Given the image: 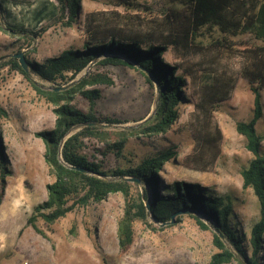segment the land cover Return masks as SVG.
Here are the masks:
<instances>
[{
  "label": "trees",
  "instance_id": "trees-1",
  "mask_svg": "<svg viewBox=\"0 0 264 264\" xmlns=\"http://www.w3.org/2000/svg\"><path fill=\"white\" fill-rule=\"evenodd\" d=\"M81 1L55 0L52 9L44 4L34 11L33 20L40 24L54 15L66 27L76 25L81 16ZM111 1L116 7L136 9L137 0ZM162 4L164 11L160 16H152V20L136 25L118 26L105 12L85 14L81 45L40 62L23 53L27 72L14 56L22 53V48L0 57V61L6 59L0 68L16 71L29 81L36 94L53 105L52 112L56 117L54 129L35 134L46 147L44 161L54 181L46 185L47 198L33 207L26 224L46 238L45 232L36 226L38 221H43L47 227L52 226L78 208L100 203L119 193L124 199L122 215L116 224L120 251L126 252L134 242L136 223L153 231L160 230L163 227L160 225L170 222L174 213L193 211L197 215L189 216L196 220L199 228H208L199 216L205 217L213 226L217 252L211 255L208 264H230L233 261L261 264L264 134H258L255 125L264 117V0H165ZM8 5L7 0H0L1 24L17 34L22 44L32 42L45 31L44 28L41 32H32L10 20L13 17ZM114 15L118 17L117 13ZM244 36L248 39H238ZM120 57L140 66L142 69L138 71L145 76L149 86H152L150 78L158 86L155 114L136 127L116 128L114 125L127 121L97 114L96 106L102 98V90L86 87L113 86L114 81L108 72H90L68 85L96 60V66L127 65ZM32 76L48 86L38 85ZM240 79L248 83L254 96L252 117L235 125L251 156L240 176L242 189L252 190L259 205L257 221L249 229L247 239L237 229L236 202L230 195L212 193L198 183H162L163 167L177 155L174 147L142 156L136 161L127 159L124 154L130 138H150L165 133L178 119L182 106L189 104L193 109L187 115L186 123L194 148L183 158L181 165L188 170L213 171L223 139L215 112L219 105L232 98ZM66 84L67 87H63ZM76 94L87 101L86 111L72 104ZM4 110L0 106V118L7 117ZM76 128L80 130L68 135ZM87 142L100 147L90 153ZM6 166L0 138V203L5 178L10 174ZM133 189L139 190L133 192ZM147 199L150 200V216L145 209ZM179 220L180 215L175 217L176 222Z\"/></svg>",
  "mask_w": 264,
  "mask_h": 264
},
{
  "label": "rangeland",
  "instance_id": "rangeland-1",
  "mask_svg": "<svg viewBox=\"0 0 264 264\" xmlns=\"http://www.w3.org/2000/svg\"><path fill=\"white\" fill-rule=\"evenodd\" d=\"M7 1L8 11L13 17L10 20L22 24L32 32H41L44 28L45 31L32 42L29 40L22 44L17 34L1 24L0 18V57L22 48V53L28 54L37 62L59 56L70 47H79L84 38L82 20L89 12H105L118 26L128 23L136 25L152 20V16H160L164 11L162 3L165 2L137 0L136 9H125L112 5L111 0H82L81 16L77 19L79 23L66 27L54 15L48 16L40 24L33 20L36 9L44 4L52 9L56 4L55 0H17L16 4L12 0ZM45 1L47 3H43ZM238 39L245 41L248 38L244 36ZM5 60L2 59L0 64ZM96 62L97 60L90 63L68 85L90 72H108L114 81L113 86L86 87L102 90V98L96 106L97 114L127 121L114 125L116 128L136 127L143 120H150L155 114L158 94L147 84L145 76L138 69L125 65L96 66ZM32 80L38 85L48 86L36 76H32ZM63 87H67V84ZM262 95L264 104V92ZM253 98L248 83L240 79L232 98L218 106L214 117L223 133V139L220 157L213 171L188 170L181 165L183 158L194 148L191 131L186 123L187 115L193 109L189 104L182 106L178 119L165 133L150 138L132 137L124 150L127 159L136 161L142 156L174 147L177 155L163 167L160 174L162 183H198L212 193L230 195L236 202L234 214L239 226L237 229L245 234V239L248 238L252 224L257 221L259 205L252 190L242 189L240 172L251 156L235 125L252 117ZM72 104L84 111L88 107L87 101L78 94L74 96ZM0 106L7 113V117L0 118V138L6 168L10 172L5 178L4 196L0 203V264H208L211 255L217 252L211 222L199 216L208 226L206 230H202L189 215L180 216L179 222L174 218L173 224L155 231L142 223H136L134 242L126 252L120 251L117 246L116 224L122 215L124 199L119 193L108 196L100 203L78 208L52 226L47 227L40 220L36 226L47 237L36 233L26 222L33 207L47 198L46 185L52 183L54 178L44 161L46 147L35 134L55 128L53 105L40 98L31 83L16 71L0 68ZM255 127L258 134H264V117ZM79 130L80 128L70 130L68 135ZM87 144L90 153L100 147L99 144ZM136 191L133 189V192ZM230 264L245 263L233 261ZM261 264H264V245Z\"/></svg>",
  "mask_w": 264,
  "mask_h": 264
},
{
  "label": "water",
  "instance_id": "water-1",
  "mask_svg": "<svg viewBox=\"0 0 264 264\" xmlns=\"http://www.w3.org/2000/svg\"><path fill=\"white\" fill-rule=\"evenodd\" d=\"M23 53H20V54H16L14 55L16 58H18V61H19V64L20 66L23 68L24 71H28V66H27V63L23 57ZM121 60L125 61L127 63V65L125 66H128V68H132V69H142L140 66L136 65L135 63L131 62L128 58L126 57H120ZM150 82H151V87L154 88L158 94V86L157 84L150 78ZM143 121H146V120H143ZM128 181H133V182H139L138 180L136 179H127ZM145 209H146V213L148 216H150V200L147 199L146 202H145ZM189 214H193V215H197V213L193 212V211H178L176 213H174L172 216H171V221L166 223L165 225H168V224H173L174 223V218L176 216H183V215H189ZM165 225H161V226H165Z\"/></svg>",
  "mask_w": 264,
  "mask_h": 264
},
{
  "label": "built area",
  "instance_id": "built-area-1",
  "mask_svg": "<svg viewBox=\"0 0 264 264\" xmlns=\"http://www.w3.org/2000/svg\"><path fill=\"white\" fill-rule=\"evenodd\" d=\"M24 264H27V263H24Z\"/></svg>",
  "mask_w": 264,
  "mask_h": 264
}]
</instances>
